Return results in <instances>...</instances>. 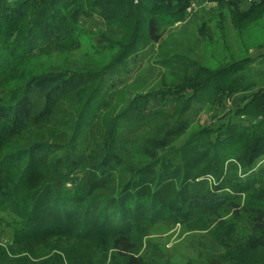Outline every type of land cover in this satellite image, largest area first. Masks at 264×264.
<instances>
[{
  "label": "trees",
  "instance_id": "1",
  "mask_svg": "<svg viewBox=\"0 0 264 264\" xmlns=\"http://www.w3.org/2000/svg\"><path fill=\"white\" fill-rule=\"evenodd\" d=\"M198 17L245 34L264 0H0V264H74V248L79 264H172L146 251L157 226L208 231L222 264H264V85L249 80L264 52L185 61L179 80L114 98L128 62ZM85 47L110 58L42 64Z\"/></svg>",
  "mask_w": 264,
  "mask_h": 264
},
{
  "label": "rangeland",
  "instance_id": "2",
  "mask_svg": "<svg viewBox=\"0 0 264 264\" xmlns=\"http://www.w3.org/2000/svg\"><path fill=\"white\" fill-rule=\"evenodd\" d=\"M207 18L209 19L208 16ZM203 21L207 22L208 27L205 36L199 32ZM245 32L239 34L231 22H220L218 17L212 21L198 17L168 29L159 45L145 49L136 60H131L121 69L119 76L121 83L114 84L117 90L124 93L119 95L120 92L114 91V94L116 92L114 98L120 100L124 97L129 100L137 94L158 89L166 82L179 80L186 73L185 67L181 65L185 64V61L186 65H189V61H196L209 67H216L231 58L264 52V48L262 51L258 49L259 46L264 47V18L249 26ZM178 55L186 58L177 57ZM108 58H110L108 54L96 55L85 47L74 54L46 59L42 64L55 69L84 70L92 64L99 66ZM179 60L184 62L181 63ZM249 80L257 86L264 85V57L256 60L254 69L249 73ZM127 100L121 105L123 106ZM205 119L204 113L200 123ZM1 230L0 242L9 247L12 231L5 227H1ZM207 232L200 229L191 231L183 227L157 226L147 240L149 243H146V251L149 254H161L164 260L167 259L172 264H185L188 260L222 264L216 257L220 249L210 241ZM74 249L76 251L73 250L72 253V257L75 258L73 261L74 264H79L76 260L80 257L79 250ZM63 250H72V247H60V251ZM33 262H38V259ZM17 263L19 262L10 264Z\"/></svg>",
  "mask_w": 264,
  "mask_h": 264
}]
</instances>
